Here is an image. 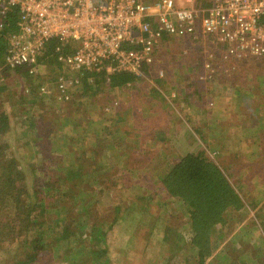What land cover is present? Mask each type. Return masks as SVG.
<instances>
[{
  "label": "rangeland",
  "instance_id": "374dc122",
  "mask_svg": "<svg viewBox=\"0 0 264 264\" xmlns=\"http://www.w3.org/2000/svg\"><path fill=\"white\" fill-rule=\"evenodd\" d=\"M187 50L183 55L180 42L174 41L160 50L153 72L144 78L96 94L76 88L69 101L57 98L54 82L60 69L44 62L37 75L15 84L25 87L32 101L26 107L5 104V93L0 96V110L10 120L0 132V152L14 158L23 173L30 195L26 204L39 203L37 188L52 198L46 209L52 215L44 227L50 244L44 264H74L93 245L103 248L99 237L91 246L78 236L55 240L61 226H53L52 219L87 235L110 217L118 201L138 204L121 209L125 219L105 238L110 264H165L167 259L185 264L186 251L170 255L174 243L164 238L166 217L185 214V209L176 199L161 196L159 183L180 158L200 151L217 163L242 200L229 215L233 219L226 230H231L219 235L206 264H228L222 260L227 243L244 264H264V59L221 61L208 77L204 53ZM42 85L48 86L47 94L39 91ZM30 121L36 130L28 127ZM81 164L82 176H74ZM105 168L115 184L101 174ZM151 195L156 197L149 199ZM11 205L9 200L1 205L0 215L9 214ZM181 237L188 242L191 230L185 227ZM22 251L16 243L6 246L0 264H16ZM92 259L82 264H99Z\"/></svg>",
  "mask_w": 264,
  "mask_h": 264
},
{
  "label": "built area",
  "instance_id": "2783aa9c",
  "mask_svg": "<svg viewBox=\"0 0 264 264\" xmlns=\"http://www.w3.org/2000/svg\"><path fill=\"white\" fill-rule=\"evenodd\" d=\"M0 0V17L17 10L14 32L6 38L3 65L28 68L37 75L55 43L52 56L60 72L54 82L58 99L94 74L145 77L144 68L175 41L204 53L206 76L223 61L264 59V0ZM4 22L0 20V30ZM226 47L221 52L220 47ZM184 54L188 50L184 48ZM58 68V67H57ZM162 73V72H161ZM163 74V73H162ZM93 76V77H92ZM49 92L47 85L39 88Z\"/></svg>",
  "mask_w": 264,
  "mask_h": 264
},
{
  "label": "trees",
  "instance_id": "16d2710c",
  "mask_svg": "<svg viewBox=\"0 0 264 264\" xmlns=\"http://www.w3.org/2000/svg\"><path fill=\"white\" fill-rule=\"evenodd\" d=\"M202 3L204 7L209 5L207 0H202ZM0 20L4 22L5 25L3 30H0V96L3 92L5 93L3 99L5 104L9 105V103H13L19 107H26V105H28L27 103L32 101L27 100L25 87L18 88L15 84L22 82L24 77L31 78L32 75L29 74L28 68L26 67L9 70L3 65V58L6 51L5 38L16 29V23L18 21L17 10L12 9L8 15L0 17ZM54 46L55 43L48 45V58L45 59V62H50L53 66L59 68V65L55 63V59L52 56ZM184 47L192 50V47L184 41L181 47L183 55H186L183 53L185 50ZM163 48H166L165 41L162 43L160 50ZM225 49L226 47L223 46L220 47L218 51L223 52ZM160 50H158L156 56L161 55L162 51ZM221 61L223 60L220 55H216L215 63ZM156 65L157 61L150 67L144 68V72L146 74L153 72ZM93 76L94 83L85 81L80 87V89H84L85 94H89L92 91L93 94H96L107 87L124 85L138 79L130 74L110 75L105 71L94 74ZM99 77L101 78L98 79ZM34 96L38 97V94H34ZM37 101L40 104L42 103L41 100ZM71 102L73 101L71 100L69 103ZM9 121L5 111L0 110V127L3 126L0 128V132L6 129L9 125ZM30 123L32 125L28 127L36 130L37 127L35 122L33 123L30 121ZM107 141L101 140L102 143H107ZM0 150H2V146H0ZM6 155L7 153L4 155L2 151L0 152V206L4 203L8 204L9 200L12 204L10 208H14L9 210V214L0 215V251L8 245L16 243L23 250L22 254H24V257L16 264H44L45 258L49 256L47 253L50 249V244L45 241L44 227L47 225L48 218L52 215L50 212L46 211V209L49 207L48 203L52 198L51 196L48 197L42 189L37 188L39 192L37 194V201H39V203L33 201L32 204L27 205L26 202L30 195L24 186V175L16 167L15 159L11 157L6 158ZM3 161H5V163H3ZM83 168L84 166L81 164L78 169L74 170V176H82ZM105 170L109 172L110 169L105 168L101 174L105 176L107 181H111L112 184H115L116 181L110 180ZM159 185L161 196L167 197L170 200L176 199L185 209L184 215L178 216L177 213H172V215L166 217L167 226L164 238L174 243V248L169 250V254L171 252L177 254L179 251L185 250L186 255L182 258L185 260V264H206L207 260L213 256V246L216 244L219 235L227 229L228 222L233 219V217L229 215H231L233 211L239 210L242 206V200L239 194L234 192L220 167L204 151H200L197 154H188L180 158L170 171L165 174L164 177H161ZM68 194H73V192L70 191ZM154 197L156 196L151 195L149 199H153ZM65 202L71 205V198H67ZM136 204H138L136 201L130 204L118 201V204L111 207L110 214H108L110 217L105 222L96 223L98 225L93 226L91 233L87 235L81 232L78 226H74V228L71 229L69 223L63 226L60 225L61 223L59 220L54 221V219H52L51 222L53 226H61L60 231L57 232L58 237L55 240H67L69 242L72 237L78 236L80 242H85L87 245L91 246V242L94 240L100 241V238L102 239L103 248L98 249V247L93 245L89 252L80 253L82 255L78 256L74 264L86 263L88 262L86 259L90 260V257H93L92 260H94L95 263L97 260L99 264H110L111 262L106 256L107 246L105 244V238L108 232L114 229L116 224H119L125 219L122 217L123 214H121V209L127 211L130 208L133 209ZM71 206L72 209L75 210L73 203ZM88 209L91 211V207ZM81 213L80 215H83V213ZM88 216L92 221L97 220L93 218L95 215L92 213H88ZM185 227L192 232V237L188 242H185V239L181 237V232ZM230 230L231 228L226 230V232ZM83 236H85L86 239H81ZM87 240L90 241V243H88ZM180 241L183 242L182 245H179ZM176 243H178V246ZM227 245L225 247L227 250L226 255L223 256L222 260L229 262L228 264H244L241 254L234 251L232 243L231 246ZM213 262L215 263L216 260ZM169 263H171V260L167 259L165 264Z\"/></svg>",
  "mask_w": 264,
  "mask_h": 264
},
{
  "label": "crops",
  "instance_id": "0c3cea01",
  "mask_svg": "<svg viewBox=\"0 0 264 264\" xmlns=\"http://www.w3.org/2000/svg\"><path fill=\"white\" fill-rule=\"evenodd\" d=\"M179 42H180V45H181V47L183 46V41H180V40H178ZM177 42V41H176ZM165 48H163V50H164ZM157 57H159V56H157ZM158 59V58H157ZM140 78V77H139Z\"/></svg>",
  "mask_w": 264,
  "mask_h": 264
}]
</instances>
